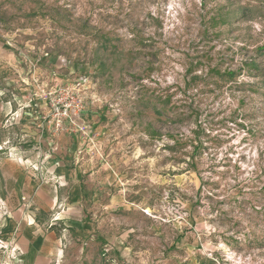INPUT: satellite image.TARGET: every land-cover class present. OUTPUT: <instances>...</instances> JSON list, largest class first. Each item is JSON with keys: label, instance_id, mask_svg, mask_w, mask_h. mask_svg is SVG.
<instances>
[{"label": "rangeland", "instance_id": "rangeland-1", "mask_svg": "<svg viewBox=\"0 0 264 264\" xmlns=\"http://www.w3.org/2000/svg\"><path fill=\"white\" fill-rule=\"evenodd\" d=\"M264 264V0H0V264Z\"/></svg>", "mask_w": 264, "mask_h": 264}, {"label": "trees", "instance_id": "trees-1", "mask_svg": "<svg viewBox=\"0 0 264 264\" xmlns=\"http://www.w3.org/2000/svg\"><path fill=\"white\" fill-rule=\"evenodd\" d=\"M201 264V263H200Z\"/></svg>", "mask_w": 264, "mask_h": 264}]
</instances>
